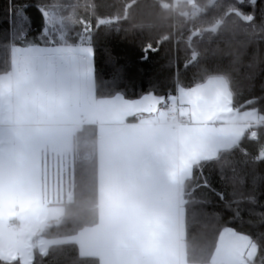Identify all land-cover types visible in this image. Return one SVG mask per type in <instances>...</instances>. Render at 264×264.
I'll return each mask as SVG.
<instances>
[{
  "label": "snow or ice",
  "instance_id": "snow-or-ice-1",
  "mask_svg": "<svg viewBox=\"0 0 264 264\" xmlns=\"http://www.w3.org/2000/svg\"><path fill=\"white\" fill-rule=\"evenodd\" d=\"M158 6L170 12L179 8L188 19L205 22L207 27L189 29V37L203 43L226 40L236 32L264 37V0H177ZM33 7L36 15L29 11ZM97 7L93 0L19 5L0 42V85L16 83L7 93L0 90V161L19 160L23 167L15 180L0 181V192L14 197L10 209L0 213V222L6 221L0 229V264H50V251L64 246L77 252L76 264H158L142 249L161 238L175 250L173 264H257L258 251L259 264H264V231L245 232L240 209L232 207L236 201L226 200L212 179L215 170L223 181L230 165L233 183L242 187L238 163L264 164V146L255 156L244 147L245 140L257 138L256 129L264 137V109L256 107L264 97L239 101L223 75L202 82L193 77L189 85L176 84L163 93L152 87L129 94L121 88L122 67L108 80L100 75L95 40L101 28L105 34L119 32L131 5L111 18L98 15ZM228 23L236 27H225ZM168 39L161 35L156 49L148 44L143 52L158 50ZM199 55L193 48V65ZM69 113L98 121L100 132L120 139L122 147L110 157L103 178L88 153L59 150L55 121ZM40 153L39 165L31 163ZM98 189L123 194L121 220L108 229L115 235L103 249V261L85 254L77 242L87 229L101 224L95 211L77 215L82 202L95 207ZM254 191L247 200L255 206ZM196 192L202 194L199 200ZM210 196L231 216L218 221L212 232L198 235L200 220L220 216L205 210ZM248 215L259 216L264 224V211L252 207ZM105 222H111L107 205ZM21 223L24 229L13 227Z\"/></svg>",
  "mask_w": 264,
  "mask_h": 264
},
{
  "label": "trees",
  "instance_id": "trees-1",
  "mask_svg": "<svg viewBox=\"0 0 264 264\" xmlns=\"http://www.w3.org/2000/svg\"><path fill=\"white\" fill-rule=\"evenodd\" d=\"M38 2L56 4L64 3L65 0H0V42H3L6 31L11 30V21L16 7L35 5ZM72 2L75 3L77 0ZM78 2L84 3L85 0H78ZM93 2L98 5L97 14L104 18H111L115 13L123 14L124 6L131 5L127 21L119 24V32L113 30L105 34L104 29L101 28L95 40L96 62L100 75L104 80H108L113 71L122 67L124 79L121 88L126 89L129 94L147 91L152 87L157 93H163L176 84L189 85L193 77L198 82H202L210 76L223 75L234 86L237 93L236 99L239 101L243 102L251 97H264V37L236 32L226 40L214 38L211 43H203L199 37H189V29L207 27L205 22L188 19L180 14L179 8L170 12L158 6L161 2L175 4L177 0H93ZM197 2L204 4L207 0H197ZM218 2L223 3L225 0H218ZM29 11L36 15L34 7ZM78 11L85 14L83 9ZM225 27L235 28L236 26L228 23ZM161 35L168 36L169 39L162 42L158 50L143 52L148 44L156 49V41ZM193 48L200 54L199 63L196 65H193L189 59ZM105 49L111 54L114 63H109ZM142 56H146V59ZM186 62H188L187 68H185ZM256 107L264 109V101L257 103ZM88 130L89 128L79 132L77 141L88 139L90 142L94 139L95 131L89 130L88 133ZM256 130L257 140L253 141L249 138L244 141L245 151L252 156L257 155L264 146V137H261L259 129ZM94 142L95 140L91 143ZM81 147L83 148L82 145ZM91 164L97 173L94 159ZM237 167L239 176L243 178L242 187L233 183L230 165L225 166L223 181L219 180L215 170L212 173V179L217 187L223 188L226 200L236 201L232 207L240 209V215L245 221L243 230L245 232L264 231V224L260 222L259 216L248 215V209L252 207H255L257 213L264 211V208L259 207V203H264V164L249 160L246 164L238 163ZM253 188L255 189L253 194L258 201L255 206L247 200ZM201 195L200 192H196L194 198L199 200ZM209 201L205 210L209 213L218 211L220 216L216 218L210 215L207 219L200 220L198 235L212 232L219 226L218 221L226 220L231 216V213L214 196H210ZM93 211L96 212L93 205L82 202L77 209V215L84 216ZM76 258L77 252L64 246L51 250L46 261L50 264H76ZM260 258L261 253L258 251L254 258L257 264Z\"/></svg>",
  "mask_w": 264,
  "mask_h": 264
},
{
  "label": "crops",
  "instance_id": "crops-1",
  "mask_svg": "<svg viewBox=\"0 0 264 264\" xmlns=\"http://www.w3.org/2000/svg\"><path fill=\"white\" fill-rule=\"evenodd\" d=\"M9 88L14 89L15 87H12L11 84H9ZM0 90H2V85H0ZM12 110L13 113L16 114L17 109L15 104H13ZM20 118L22 121L26 119L22 115ZM79 118L80 120L77 119L76 115L73 116L69 113L55 121L57 132L60 136L59 150L68 154L88 153L97 165L98 177L103 178L109 168L110 157L119 152L122 147L121 141L117 136H106L100 132L102 125L98 121L91 120L86 115H80ZM6 119L7 114L5 115V120ZM88 128L91 131H95V138L90 142L88 139L77 141L78 133H81L83 130ZM93 140H95V142L91 143ZM42 155V153L38 154L34 159L30 160V162L39 165ZM22 173L23 167L21 166L19 160L14 161L12 159L5 158L3 161H0V181L15 180ZM13 199L14 197L11 194L0 192V213H4L10 209V204ZM121 199H123V194L119 191H114L109 194L102 189H98L95 208L101 218V224L87 229L83 234H81L77 241L81 245V250L85 254L100 256L101 261H103V249L112 243L115 235L108 229L114 227L121 220L118 207V203ZM105 205H107L108 213L111 216L110 223L105 222ZM52 207H57V205H52ZM24 218V216H21L20 220L23 221ZM0 224L4 228L6 221L0 222ZM13 227H16L18 230H22L26 227V225L21 223L19 225H14ZM142 251L155 258L158 261V264H173L175 250L162 238L155 240L150 246L144 247Z\"/></svg>",
  "mask_w": 264,
  "mask_h": 264
},
{
  "label": "rangeland",
  "instance_id": "rangeland-1",
  "mask_svg": "<svg viewBox=\"0 0 264 264\" xmlns=\"http://www.w3.org/2000/svg\"><path fill=\"white\" fill-rule=\"evenodd\" d=\"M11 86H12V87H16V83H15V82H12V83H11ZM9 90H10V88H9V83H5V84L2 85V91H3V92L7 93ZM71 114H72L73 116L76 115L77 119L80 120V118H79L80 115H79V114H77V113H71ZM0 229H3V227L1 226V224H0ZM254 258H255V257H254Z\"/></svg>",
  "mask_w": 264,
  "mask_h": 264
},
{
  "label": "built area",
  "instance_id": "built-area-1",
  "mask_svg": "<svg viewBox=\"0 0 264 264\" xmlns=\"http://www.w3.org/2000/svg\"><path fill=\"white\" fill-rule=\"evenodd\" d=\"M251 139H252L253 141L257 140V138H254V139H253V138H251Z\"/></svg>",
  "mask_w": 264,
  "mask_h": 264
}]
</instances>
